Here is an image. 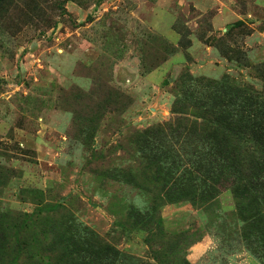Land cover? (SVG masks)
I'll return each instance as SVG.
<instances>
[{"label":"rangeland","instance_id":"obj_1","mask_svg":"<svg viewBox=\"0 0 264 264\" xmlns=\"http://www.w3.org/2000/svg\"><path fill=\"white\" fill-rule=\"evenodd\" d=\"M263 145L264 0L0 2V264H264Z\"/></svg>","mask_w":264,"mask_h":264},{"label":"crops","instance_id":"obj_2","mask_svg":"<svg viewBox=\"0 0 264 264\" xmlns=\"http://www.w3.org/2000/svg\"><path fill=\"white\" fill-rule=\"evenodd\" d=\"M199 1V6H203V5H208V4H212L213 3V0H198ZM214 1H216V0H214ZM197 5H198V2H197ZM228 16H229V13H225L224 14V18H228ZM220 20H221V18H220Z\"/></svg>","mask_w":264,"mask_h":264},{"label":"trees","instance_id":"obj_3","mask_svg":"<svg viewBox=\"0 0 264 264\" xmlns=\"http://www.w3.org/2000/svg\"><path fill=\"white\" fill-rule=\"evenodd\" d=\"M1 1H2V0H0V2H1ZM31 4H33V5H32V9H33L34 5H36V4H35V2H33V1H31ZM259 150H260L261 153L264 154V145L262 146V149H259ZM259 150H258V151H259ZM253 152H254V151H253ZM254 153H255V152H254ZM262 163H263V162H260L259 164H262ZM257 164H258V163H257ZM240 171H242V169H241ZM240 209H241V208L238 207V210H240Z\"/></svg>","mask_w":264,"mask_h":264}]
</instances>
